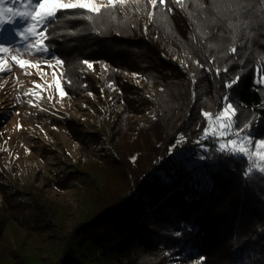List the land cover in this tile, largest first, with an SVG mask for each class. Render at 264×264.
<instances>
[{"label": "trees", "instance_id": "trees-1", "mask_svg": "<svg viewBox=\"0 0 264 264\" xmlns=\"http://www.w3.org/2000/svg\"><path fill=\"white\" fill-rule=\"evenodd\" d=\"M208 1L199 0L195 10L204 5L202 12L220 11ZM232 1L224 0L228 10L212 20L197 22L199 28L193 14L175 0H167L171 13L157 9L148 26L143 25L149 12L145 1L91 20L79 10L57 13L62 18L49 26L46 45L64 62L67 80L87 83L79 73L88 71L82 61L95 62L104 76L95 80L99 86L136 72L166 92L184 85L186 101L173 111L166 109L172 97L154 99L155 121L145 138L143 133L137 137L133 150L117 151L119 163L74 168L82 197L70 229L65 207L54 206L39 192L25 194L22 225L43 248L24 250L25 237L14 235L18 228L0 205V242H5L0 264H170L167 253L178 250L205 264H264V176L256 171L245 175V158L221 153L208 141L204 158L169 182L152 177L173 153L192 149L206 127L202 113L216 114L225 95L238 106V126L250 121L253 140L264 139V84L255 87L264 67V19L254 16L252 0H234L235 7ZM233 46L237 54H231ZM173 57L186 62L187 76ZM237 76L231 90L224 87ZM202 169L208 183L189 199L182 187ZM38 230L61 237L45 241Z\"/></svg>", "mask_w": 264, "mask_h": 264}, {"label": "rangeland", "instance_id": "rangeland-1", "mask_svg": "<svg viewBox=\"0 0 264 264\" xmlns=\"http://www.w3.org/2000/svg\"><path fill=\"white\" fill-rule=\"evenodd\" d=\"M143 1L147 3V0H141L140 3ZM252 1L250 7L254 6V13H258V16L253 15L264 19V0H260L261 4L256 0ZM198 2L199 0H183V7L193 14L196 27L197 22L202 24L206 19L216 17L219 14L217 12L228 10L223 4L224 0L208 1L212 7L220 10L217 12L209 9L202 12L204 5L203 9L201 6V10H195ZM232 3L234 6V0ZM131 4L135 3L129 0L128 5ZM146 5L144 9L149 7V11H152L151 6ZM4 6L18 8L20 5L13 0H4ZM149 24V18L143 20L144 26ZM22 27L23 23L17 20L14 24L0 28V45L23 49L24 44L14 34L15 30ZM22 58L33 63L54 62L59 59L49 52L29 56L27 50ZM172 61L183 69V75H188L184 71L186 62L182 58L173 57ZM8 63L11 71L0 73V205L6 210L8 221L18 228L14 235L25 237L23 249L35 251L40 245L22 225L24 212L21 206L24 205L25 194L39 192L43 198L52 201L54 206L65 207L69 217L66 227L70 229L73 224L72 212L82 197L80 175L74 173V168L96 166L108 160L119 163L117 151L125 153L133 150L137 137L143 133L145 138V131L155 121L158 109L154 99L165 100L166 97H172V102L166 109L177 111L185 104L186 89L181 85L180 89L166 92L162 86L152 85L136 72L121 73L116 82L99 86L95 80H101L104 76L94 62L92 70L79 69V73L86 75L87 83H68L66 78L61 79L66 92L61 98L53 84L52 67L41 63L39 70H22L12 64L10 59ZM63 67L57 66L55 69L58 78L64 73ZM193 81L192 79L191 85ZM258 81L259 79L256 80L255 87L261 85ZM93 83L97 84L96 87ZM208 141H212L218 149V141L211 136L203 138L202 132L192 144V149L180 154L173 153V158L160 164L152 177L157 181L169 182L178 172L204 158ZM206 173L202 169L182 187L189 199L208 183ZM40 232V237L45 241L53 236L61 237L55 232ZM4 244L5 242H0V252L5 250ZM43 246L41 244L40 247ZM42 254L43 257L46 256ZM167 256L170 264H205L203 258L191 256L187 251L168 252Z\"/></svg>", "mask_w": 264, "mask_h": 264}, {"label": "snow or ice", "instance_id": "snow-or-ice-1", "mask_svg": "<svg viewBox=\"0 0 264 264\" xmlns=\"http://www.w3.org/2000/svg\"><path fill=\"white\" fill-rule=\"evenodd\" d=\"M13 2L19 3L20 6L18 8L5 7L4 0H0V28L14 24L17 20L21 21L23 27L15 30L14 34L24 44V48L17 49L0 45V73L11 71L9 59L12 64L22 70L25 68L39 70L41 63H43L45 66L53 68V84L61 98L66 95L61 85V79L65 77L61 73L58 78L55 69L57 66L63 67L64 62L61 59H55L54 62L37 61L33 63L31 60L22 58L24 51L27 50L29 56L48 52L46 40L49 26L62 18L58 17L57 13L63 12L66 15H73L79 10L85 19L91 20L93 17H99L104 11H115L117 8L124 9L129 4V0H13ZM132 2L139 6L141 0H132ZM175 3L183 7V0H175ZM147 5H150L152 9L147 13L150 21L153 20L154 13L159 8H165L169 13L172 12L167 0H147ZM146 31L148 30L146 29ZM230 51L231 54H237L235 46ZM82 63L88 70L93 69L91 62L82 61ZM181 63L183 64L184 61ZM196 63L198 67H204L198 61ZM224 71L226 72L227 69ZM216 72L219 74L220 69H217ZM258 75L260 76L258 83L264 84V67L259 69ZM239 79V76L230 79L224 84V87L231 90L239 82ZM35 87H40V85H35ZM89 95L92 94L89 93ZM223 100L225 101L224 106L216 114L207 111L202 113L207 121V127L203 130V138L211 136L217 140L219 143L218 150L221 153L245 158L248 165L245 175H250L253 171L264 174V139L253 140L249 132L250 121L238 126V106L231 103L230 97L227 95L223 97Z\"/></svg>", "mask_w": 264, "mask_h": 264}]
</instances>
